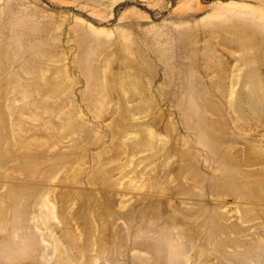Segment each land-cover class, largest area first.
I'll return each instance as SVG.
<instances>
[{
  "label": "rangeland",
  "instance_id": "1",
  "mask_svg": "<svg viewBox=\"0 0 264 264\" xmlns=\"http://www.w3.org/2000/svg\"><path fill=\"white\" fill-rule=\"evenodd\" d=\"M159 231L264 264V0H0V252L154 264Z\"/></svg>",
  "mask_w": 264,
  "mask_h": 264
},
{
  "label": "bare ground",
  "instance_id": "2",
  "mask_svg": "<svg viewBox=\"0 0 264 264\" xmlns=\"http://www.w3.org/2000/svg\"><path fill=\"white\" fill-rule=\"evenodd\" d=\"M214 226V225H213ZM210 229L211 231L216 230L215 227H213ZM156 236L151 239V244L149 245L153 251V262L154 264H162L163 262V257H164V250H165V246H166V235L165 232L163 231H159L158 234H155ZM169 239L167 238V241ZM10 243H14L11 240H8ZM176 242V241H175ZM168 254V253H167ZM31 255L30 252L27 253V256ZM8 253H1L0 252V260L3 263L6 264H11L12 261H19L21 254L16 252L15 253L12 251L11 255H9L8 257ZM238 259V258H237ZM125 264H135V258L129 260L127 263Z\"/></svg>",
  "mask_w": 264,
  "mask_h": 264
}]
</instances>
